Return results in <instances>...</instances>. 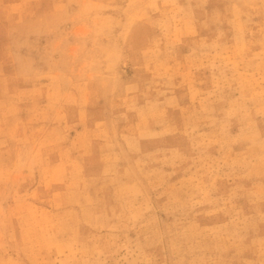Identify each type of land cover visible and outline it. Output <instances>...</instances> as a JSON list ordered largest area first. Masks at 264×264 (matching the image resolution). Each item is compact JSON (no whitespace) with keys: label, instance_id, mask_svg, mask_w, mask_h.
I'll list each match as a JSON object with an SVG mask.
<instances>
[{"label":"rangeland","instance_id":"1","mask_svg":"<svg viewBox=\"0 0 264 264\" xmlns=\"http://www.w3.org/2000/svg\"><path fill=\"white\" fill-rule=\"evenodd\" d=\"M0 264H264V0H0Z\"/></svg>","mask_w":264,"mask_h":264}]
</instances>
